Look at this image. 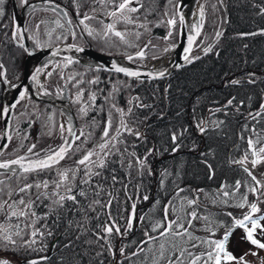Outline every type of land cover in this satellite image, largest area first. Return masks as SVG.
Here are the masks:
<instances>
[{"label": "trees", "instance_id": "obj_1", "mask_svg": "<svg viewBox=\"0 0 264 264\" xmlns=\"http://www.w3.org/2000/svg\"><path fill=\"white\" fill-rule=\"evenodd\" d=\"M226 1L230 19L226 33L218 41L214 50L194 60L191 64L181 67L166 84L163 83L160 87L145 86V92L142 87L136 88L135 85L130 87V93L160 92L161 98L160 100H149L138 94L135 97L138 100L132 101L133 108L138 112L135 113L138 114L135 120H140L141 116L145 118H142L141 125H146L145 133L140 132V137L131 134L123 138L120 137V140H118L119 138L115 140V146L123 145L125 147L123 151L128 155L122 160L115 153L107 157L106 168L102 170V176L108 178L102 184L105 191L99 197L93 196L91 188L85 185L83 189L88 193L87 199L78 196L80 204L84 205L83 212L74 207L70 200L65 202L64 208L54 209L50 199L36 200V197H31L36 206L32 211H36V215L41 218L47 214V219H39L38 226L45 235L40 238L39 243L34 245V247L38 246L36 251L20 249V258L45 255L53 245L52 255L41 264H68V259L74 252L85 253L83 264H151V255L155 253L158 256V247L156 251H151V247L157 245L163 238L141 245L144 252H138L136 256L126 255L135 250L137 252L140 241L145 238V232L150 235L157 234L152 231V225L164 219V208L169 201L173 202L176 209L175 212L169 209L170 220L176 219L177 215L186 220L188 213L196 211L198 216L208 217L211 223L217 224V228L231 227L228 215L224 217L223 213L220 212L219 215L214 211L222 207H230V213H233V210L236 213L235 209L243 201V197H247L248 203L254 196V193L249 191V188L254 186L251 178L240 165L233 161L243 158L246 152L249 159L253 158L252 149L248 145L249 139L253 140V147L257 151L261 145H264V113L259 116L255 115L260 112V105L264 104V0ZM249 33L256 34L241 35ZM2 51L0 56L5 54L4 49ZM250 79L255 82L250 83ZM233 80L240 81V83L233 84ZM229 99L233 100L232 105L227 104ZM34 103L36 105L31 109L37 110L42 106L41 103ZM150 103L151 108L139 106V104L148 105ZM200 103L204 110L207 104L224 105L223 109L214 110L211 115V121L215 127L205 132L207 140L203 146L200 135L193 131L192 141L190 133L184 131L183 138L179 143L182 144L181 149L185 151L180 152V149L173 153L170 134L173 131L185 130L186 126L189 127L204 115L203 111L202 113L198 112L195 116L196 109L201 106ZM29 104L30 102L24 101L21 108L25 105L29 106ZM25 112H27L26 109H21L20 116L22 117ZM129 114L131 115V113ZM132 115L134 114L132 113ZM32 119L34 123L31 122ZM190 119L193 121L191 122ZM36 121L37 117L31 118L27 121L28 124L26 122L22 126L25 129V126L31 124L27 129V133H29L27 140L32 137L31 134L35 133L34 130L39 128L37 124L40 125L41 119L39 122ZM131 122L133 123L134 120ZM257 140L259 143H255ZM123 147L114 148L113 152L122 150ZM149 149H154L153 154L147 155ZM200 152L202 153L198 154ZM133 153H135V157L140 158L147 155V166L150 168L151 174L147 169L144 170L143 175L138 173ZM161 156L167 157L156 163L157 158ZM129 162L133 165L131 169L128 167ZM72 164L74 165L73 160L69 165ZM206 164L211 165V169ZM165 172L169 175H165ZM46 174L57 177L56 170L53 169ZM113 174L117 177L115 184L111 180ZM33 175L37 174L30 173L25 177L20 173L12 175L6 180H17V187H22L25 183H35L42 181V177L47 178L43 172L39 173L40 177L37 180H34ZM237 180L241 181L238 191L235 188ZM100 182L99 179H96L92 183ZM179 189H184V191L177 195ZM47 190L52 191L53 189ZM30 191L34 192L35 188ZM224 191H228L230 195L224 197L222 195ZM108 193H111L114 198L110 208L96 206L94 211L87 209V205L95 199L107 203L110 198ZM193 193H196L199 198L198 205L189 206L180 202V197ZM145 195L149 197L147 205L139 213L135 212L136 219L133 221V227L126 233L128 239H123L120 244L117 241L113 244L110 243L111 250H109V241L106 243L104 240H100L99 243H96L94 233L99 230V225H103L105 221L109 220V212L111 218L115 219L117 223H125L131 214L132 204L135 203V210H137L142 204L140 198ZM182 204L183 212L180 211ZM193 206L194 209L191 210ZM85 214L88 217L87 220L84 219ZM140 217H144V219L141 220ZM0 220H3V217ZM77 222L84 223L89 231H77ZM135 223L138 224L135 225ZM205 223L204 219H196L189 230L194 236L204 240L211 239L205 233V227H203ZM25 229V226L22 227V231ZM48 231L52 232L51 236L47 235ZM78 236L79 239H77ZM167 238L170 241L165 242L166 249L175 244L177 247L187 248L194 254L209 250V245L200 243V241H193L198 246L192 248V242H188L187 237L181 239L170 235ZM175 241L177 244L174 243ZM70 242L73 248H66L65 245ZM122 247L124 255L119 251ZM97 253H101V255H97ZM178 254V252L175 253V255ZM167 255H173V253L168 252ZM185 263L188 264L187 258H185ZM161 264H167V260H162ZM200 264H203V261Z\"/></svg>", "mask_w": 264, "mask_h": 264}, {"label": "snow or ice", "instance_id": "obj_2", "mask_svg": "<svg viewBox=\"0 0 264 264\" xmlns=\"http://www.w3.org/2000/svg\"><path fill=\"white\" fill-rule=\"evenodd\" d=\"M107 2H111V0H107ZM136 2V0H122V2L115 5V10L108 13L109 16L116 18L112 23H108L105 25L106 30L103 32V36L107 38L109 34L115 35L116 37H119L121 40H125V33H122L120 31L116 30V22H124V23H134L132 18L128 15H125V12L135 13L139 11L140 7H143V4H140L139 7H131V5ZM101 4H105L106 0H100ZM4 0H0V17L5 15L4 8H3ZM168 4L171 6V16L172 18L167 20V25L172 26V28H175L177 25V17L179 20L180 25L185 24V17L182 13L183 8V0H168ZM28 6V0H20L19 7H26ZM58 7V6H57ZM52 11L55 12L56 8H52ZM95 11V9H93ZM79 16V5H77V13ZM64 15H67L65 12ZM165 15H168V12H165ZM199 22L191 25L190 27L194 29V34H189L187 36V47L184 48V62L185 63H191L193 59H199V57H190V53L192 51L193 43L197 39V37L201 33V29L203 27L204 18H205V9L203 6L200 7L199 12ZM95 17L88 15L85 13L83 15V18L79 19L78 23L79 25H83V30L87 31V34L89 36L93 35L94 29H92L86 21H90L94 19ZM15 19V17H13ZM46 22L41 20L32 27H34L37 31L41 28V25L45 24ZM71 23V21H69ZM57 24L59 27H63V25L59 24V21H57ZM139 27L145 28L147 30L146 24H141ZM29 30L28 27H24L20 24H15L13 32H12V39L17 41L19 43V46L21 48H25L24 43H20L24 40L25 33ZM73 37H75V33H70ZM256 33H249V34H241V35H255ZM173 35L172 31H169L168 37L165 39L171 37ZM216 37H219L222 35L221 32L217 31L215 33ZM48 36H52V32H48ZM137 38H139L140 33H136ZM67 39L66 36H57L56 39ZM32 39L35 41L36 47H45L47 45L42 44L38 36H33ZM127 42V41H125ZM155 47L151 44V41H149L147 44L144 45V48L140 51L136 52L135 57L132 55H128L127 59L129 61H132L136 58L143 59L146 55L145 50L149 47ZM176 45L173 44L172 47H175ZM69 47H76L75 45H71ZM210 46H206L202 49L203 52L207 53L211 51ZM77 51H83V49L77 48ZM169 49L165 48L164 52H168ZM153 59H156V57H153ZM73 63L72 59H68L65 63L64 67H67L68 64ZM38 67L36 68L30 75L28 76L27 73H25V78H30L33 83H35L38 86V89H43L44 94L48 95V90L45 84H41L40 82V76L41 73L44 72V68L46 67ZM111 71H115L117 73H124L128 77H136L139 78L141 76L140 71H134L126 67H120L117 66L115 62L112 63ZM167 69L159 70L158 76L163 77L165 75V72ZM48 77L52 76L51 72L45 73ZM150 78L153 76L152 72H149L147 74ZM61 78L63 79V73H60ZM69 81H74L73 87L77 88V92L75 94V103H81L84 90L83 88L79 87L83 83L82 80L77 79L75 76H69L66 78ZM16 80L19 81V77H16ZM97 80L88 81L89 84L96 83ZM250 83H254V80L249 81ZM0 83L8 85L9 88H16L19 89L23 87L22 91H19V98L16 100L15 103L10 105H4L2 108H0V116H7L12 109H15L16 106L20 103V101L28 98L29 94V88L24 87L22 83H13L12 81L8 80L7 78V72L4 68V65L0 63ZM233 84H238L240 81L233 80ZM59 87V86H58ZM60 91L62 92L63 89L61 88ZM90 100H95V94H92L89 97ZM137 99L138 98H133ZM129 103L131 104L132 101L130 100ZM233 100L229 99L227 101L228 105H232ZM141 107H150L147 105H140ZM113 107H115L113 105ZM117 111L121 112V115L123 116V110L117 109ZM129 113H131L132 109H128ZM216 111H220V109H216ZM79 112L81 114L86 115L87 114V108L86 107H80ZM262 113H264V104L260 105V112H257L255 115L259 116ZM251 115V114H250ZM254 118V117H253ZM49 121V135L52 134L51 129L52 128H58L61 138V143L58 146L55 147H49L47 149H41L40 151H36L37 145L31 144L27 147L26 153L23 156H17L15 159H9L5 160L3 162H0V169L10 171L14 175H19L22 173L25 177L27 174L30 173H42L45 171H51L53 168H56V175L57 179L52 180L51 182L49 180H43L35 183H25L22 187H18L15 190H9L8 196L11 198L13 195V192L15 191L16 194H28L31 189L35 188L37 190L44 189L45 191L39 192L36 195V200H40L41 197L47 198L51 200L52 205L54 206V209L64 208L66 201H72L73 206L80 209L81 212L84 211V205H81L78 196L84 197L87 199L88 193L83 189V187H80V185H88L92 190V195L99 197L101 193L105 191L102 184L104 181H106L108 178L102 176V170L106 168L107 164V156L109 155V152L106 151V149L109 148L110 140H109V129L112 126L111 118H109L107 125L105 126L103 130L102 139L104 142L98 144V148L100 149L99 152L95 151V149L87 150L82 154V157L78 160H76L75 166L71 168H57L56 166L59 165L60 161L64 160L65 157L75 155L78 152L82 151V144L77 143L78 141H81V137H84L83 143H86L88 138L90 137L91 133L88 134V136H85V133L81 130L80 135H76L74 132V128L72 125V117H67V127L65 123H55L53 121V117L50 115L48 117ZM203 121L198 122L195 126L198 129L200 133H204L206 131V128L204 126ZM124 129V131L129 132L137 137L141 136V133L139 131H133V129L129 128L126 123L121 120V125ZM120 127L116 129L117 136L120 135ZM186 131L182 130L180 132L173 131L170 134V140L172 141V147L171 151L173 153L178 152L182 144L179 143L180 140L183 138V132ZM65 133L68 135L66 136ZM116 136L111 137V140H116ZM8 141L12 140V137H6ZM24 139H27V137H24ZM255 143H259V140H257ZM249 148L252 149L251 155L255 157L250 161L251 163V169L246 166V162L248 161V153L246 152L242 159L233 161V163L240 165L243 170L248 174V176L251 178V181L255 186L250 187V192H257L259 191L261 196H264V174H261L260 177L254 173L253 170L256 169L257 165L264 164V147H260L258 151L253 147L254 142L253 140H248ZM7 147V144L0 145V155H3V149ZM20 147L23 148L24 144L21 142ZM154 149H149L147 155L153 154ZM135 158L137 171L140 175H143V172L145 169L149 171V174H151L150 168L147 166V155L144 158L135 157V153L132 154ZM203 155V154H202ZM93 157H96V159H93ZM206 163V161H205ZM18 166L20 173H17V167ZM81 166H83L81 168ZM206 166L211 169V165ZM128 167L131 169L133 167L132 163L129 162ZM83 171L84 175L83 178L80 179L79 185L75 183L77 179V174L80 171ZM165 175H169V173L165 172ZM99 179L101 182L93 184V180ZM111 180L113 184L117 182V177L115 174L111 176ZM0 183H3V181H0ZM163 184V180L161 181ZM258 186V187H257ZM51 187L53 190L52 192L46 191ZM127 187V186H125ZM241 187V181L237 180L235 183V188L238 191ZM184 189H179L177 195H179V192H183ZM4 192L3 188H0V195H2ZM109 199L107 203H102L100 199H95L91 201L87 205L88 210H95L96 206H100L102 208H110L112 204V200L114 199L111 196V193H108ZM224 197H228L230 193L228 191H224L222 193ZM144 200L148 199V196L143 197ZM215 203V201H213ZM227 203V201H225ZM187 204L189 206L195 205V200H187ZM247 204V207L250 209V212L247 214H243L242 218L236 219L233 218V224L230 228H227L223 234V236L219 239H208L204 240L201 237L194 236L193 233L189 230L192 227L193 221L196 219H204L205 220V230L208 232H212V228L209 227L211 224V221L208 217H200L198 216L196 211H192L191 213L187 214V219L184 220L181 216L177 215L176 219L169 220L168 219V213L169 209H171L173 212L176 211L175 207L173 206V202L169 201L168 205L164 208V219L161 221H157L152 225V231L157 232L158 236L150 235L148 232H145V240H142L140 242L141 245H145L148 242H155L158 238H164L167 236H174L179 237L183 239L184 237L188 238V242L191 243L192 248H196L198 245L194 243L193 241H200V243H207L209 245V250L203 253L194 254L190 252L187 248L177 247V245L173 244L171 248H167L165 246V243H160L159 245V255L157 256L155 253L151 255V264H161L162 260H167V264H185V258L188 260V264H200L201 261H203V264H251L250 261L246 259L248 256L252 257H259V251L264 250V241H261L260 239L255 238V232L257 229L264 232V225L260 223V221L264 220V215H261L259 217H256L255 213L259 212V208L256 203H247V197H243V202L237 205V207L245 208ZM23 205L24 209H27V211L24 210H18L19 206ZM35 206V201L32 199H28L27 203L25 202L24 196H21L19 201L13 200L11 203H9L8 200L0 201V211H4L5 208L9 210L6 215L10 217H35V213L32 212V208ZM136 205L135 203L132 204V212L131 215L128 217L126 221V229L125 231H129L132 229L133 226V220L136 219L135 214ZM180 211L183 212V204L181 205ZM228 216H232V213H228ZM109 220L104 223L103 225L98 226V231L94 234L96 235V243H99L100 240H104L106 243H108L109 237L115 232L116 234H121V228L117 221L113 218H111V213H108ZM38 219H47V214L44 217H37L35 219L31 220L30 225L27 227L31 228V231L28 233V238L25 239L22 231H16L15 233L11 232L8 227H4L3 225H0V264H41L42 261H46L48 257L41 256L39 258L34 259H28L26 256L24 258H20L19 250L25 249V250H32L36 251L34 248V245L37 244V237H43L45 235L44 231L41 230V228H37L35 225L37 223ZM84 219L87 220L88 217L85 214ZM141 220L144 219V217H140ZM72 223L71 221L69 222ZM185 223H187L188 227H185ZM249 224L251 227H249ZM240 227L244 230V236L243 239L253 245L258 251H253L252 249H249L247 252H245L243 255L237 257L235 256L231 251L228 250L227 245L229 243L230 237L232 235V231L234 228ZM77 231L81 232H87L89 229L85 227L84 223L77 222ZM48 236L52 235L51 231L47 232ZM214 235V233H213ZM17 237L20 238V241L18 242ZM79 239V236L77 237ZM91 243V242H89ZM66 248H73L72 243L65 245ZM41 251L43 249H40ZM109 250H111V245L109 243ZM120 253H124V248L122 247L119 249ZM138 252L142 253L144 252V248L142 246L138 247L137 252H133L131 255L136 256ZM168 252L173 253V255H167ZM178 252V255H175V253ZM85 253L84 252H74L73 255H71L68 259V264H83V257ZM97 255H101V253H97ZM115 255V253H113ZM13 257H16V259H13ZM127 259V257H126ZM147 259V258H146ZM260 264H264V257H260Z\"/></svg>", "mask_w": 264, "mask_h": 264}, {"label": "flooded vegetation", "instance_id": "obj_3", "mask_svg": "<svg viewBox=\"0 0 264 264\" xmlns=\"http://www.w3.org/2000/svg\"><path fill=\"white\" fill-rule=\"evenodd\" d=\"M214 1L218 2L219 0H184V6L181 11L185 17V24L180 25L177 17V25L175 28H172V26L167 25L166 23L168 19L172 18L171 6L168 4V0H136V2L131 5V7H139L140 4H143V7H140L139 11L135 13L125 12V15L130 16L134 23L129 24L124 22H116V30L125 33V40H121L119 37H116L112 34H109V36L105 38L103 36V32L106 30L105 25L112 23L116 19L109 16L108 13L114 11L115 5L122 2V0H111V2H107L106 0L105 4H101L100 0H28V6L26 7H19L20 0H4L3 8L5 15L0 17V52H3L2 49H4L5 54L0 56V63L4 65L8 80L12 81L13 83H20L24 75V60L27 56V51L25 48H21L17 41L12 39L14 26L17 23L19 24V18L23 19V26L29 28L25 35L27 36L31 46L37 51L59 44L75 45L77 48L83 49V51H78L80 53L76 54L77 57L81 59V61L72 60L73 63L68 64L67 67H64V65L68 59L56 60L46 64L47 66L44 68V72L41 73L40 82L41 84H45L49 94L45 95L44 90L38 89V86L33 83L32 91L28 94V98L20 101V103L14 109L15 129L12 140L4 152H7L12 141L14 140L15 130L21 118V109H26L27 112H30L32 106L36 105L34 102H38L44 104L48 108V111H58L61 116L64 114L66 117H68L65 114L63 108V102L67 99L70 101L74 115L77 119V135H80L81 130L85 133V136H88L89 133H91V135L86 143H83L84 137H81V141H78L77 143L82 144V151L76 153L75 155L65 157V159L59 163V166L61 164L64 166H69L71 160L74 161L76 158L77 160L80 159L82 154L87 150L95 149V151H97L99 140L98 132H100L101 126L104 124V130L109 118H111L112 126L109 131L112 129L115 130L117 128L115 125L117 124V122H115V118L118 113L117 109L121 107L115 108L113 107V105L115 106L113 103L112 107L108 108V110L103 112V114H101L96 108H92V106L96 104L98 97L96 92L97 84H100L101 82L104 83L106 80H110L111 83H113L123 78L127 82L131 81V84H134L136 88L142 87L144 92L145 86L160 87L163 83L166 84L169 78L173 76L181 67L187 66L196 60L193 59L191 63H185L183 61V65L179 69L165 78L157 76L158 71L162 69L164 65L169 64L172 61L174 53L177 50L180 42L182 27H185L188 35L194 34V29H192L190 26L199 22L198 12L201 6H203L205 9L204 23L201 33L194 41L192 51L189 55L193 58H200L206 54L202 51V49L210 45V39L213 37V32L210 31V28H214L213 24L215 25V23L212 21V8H218L220 6V4L214 3V6L212 7ZM77 5H79V16L76 14ZM54 7L56 8L55 12L52 11V8ZM93 9H95V11H93ZM166 11L168 12V15H165ZM65 12L67 15H64ZM85 13L95 17L90 21H86V23L92 29H94L93 35L91 36L87 34V31L83 30V25H79L78 23L79 19L83 18ZM217 13L215 18H218L220 15V12L219 14ZM13 17H15V19H13ZM41 20L45 21L46 23L41 25V28L37 31L34 27H32V25ZM57 21H59V24L63 25V27H59ZM69 21H71V23H69ZM220 22L221 20L217 21V23ZM141 24H146L147 30H145L143 27H139ZM169 31H172L173 35L165 39L168 37ZM48 32H52L51 37L48 36ZM72 32L75 33V37L70 34ZM137 32L140 33L139 38L136 36ZM33 36H38L41 43L47 46L36 47L35 41L32 39ZM57 36H66L67 39L61 38L58 40L56 39ZM149 41H151V44L155 47L150 46L149 48L144 49L146 55L142 60L136 58L132 61H129L127 59L128 55L135 57L136 52L143 49L144 45ZM20 43H22V41ZM173 44L176 46L172 47ZM165 48H168L169 51L164 52ZM90 52L123 58L126 68L131 70H134L132 67L137 68L142 74L145 75L146 78L128 77L124 73H117L115 71L106 70L98 66L87 65L83 63L82 60L90 61L84 55L85 53ZM153 57H156V59H153ZM47 72H51L52 76L48 77L45 74ZM61 72L63 73V79L60 76ZM149 72H152V77H154V79L149 78L147 75ZM69 76H75L77 79L83 81V83L79 85V87L83 88L84 90L81 103L74 102L77 88L73 87L74 81H69L66 79ZM16 77H19V81L16 80ZM92 80H97V82L89 84L88 81ZM7 88L8 85L0 83V108L4 106ZM61 88L63 89L62 92L60 91ZM15 89L16 88H10L9 90H13L14 92ZM92 94H95L94 101L89 99ZM138 94L141 97L148 98L149 100H160L161 98L160 92H150L143 94L136 92L133 95L138 96ZM124 95L129 100L130 92L129 94L124 93ZM35 96L42 99H51L54 103L52 104L38 100ZM24 101H28L30 104L29 106L25 105L23 108H21V105ZM131 101H133V99ZM123 102H125V100H123ZM82 106L87 108L86 115L79 112V108ZM147 106H150L148 108L152 107L151 103ZM42 108L43 106H40V109ZM42 111L43 109L39 111L36 122L40 121L39 116L43 114ZM106 113L109 116H106ZM0 120L2 132L3 116H0ZM29 125L31 124L29 123ZM28 126L25 127L27 128ZM34 131L36 132V130ZM65 135L67 136L68 134L66 133ZM32 136L31 143L26 147L30 146L31 144H36V151H38L39 148L46 149L47 141L45 139L36 135ZM29 142L30 139L23 144L25 145ZM25 153L26 151L18 155L4 153L0 159L14 158L25 155ZM93 159H96V157H93ZM82 167L83 166H81V168ZM83 174L84 173L81 170L78 173L79 178H81ZM5 176L7 175L0 177ZM79 182L80 181L77 183L78 185ZM81 186L84 187L85 185H80V187ZM148 199L144 200L143 198H140L142 204L139 205L135 212L139 213L140 210L147 205ZM136 224L138 223H135V225Z\"/></svg>", "mask_w": 264, "mask_h": 264}, {"label": "rangeland", "instance_id": "obj_4", "mask_svg": "<svg viewBox=\"0 0 264 264\" xmlns=\"http://www.w3.org/2000/svg\"><path fill=\"white\" fill-rule=\"evenodd\" d=\"M211 1H213V0H211ZM214 3L220 4V6L218 8L217 7L214 8L213 7ZM225 5L228 8V4H227L226 0H219L218 2L214 1L213 5H212V7H213L212 8L213 17L212 16L211 17H212L213 23H215V25L213 24L214 28H210V31L213 32V37L210 39V43H209L210 44L209 46L211 47L212 50L215 49L216 43H218V41L221 39V37L226 33V30H227V27H228V25H227L224 33L221 36L216 37L215 33L217 32V30H219V32H221L223 30L224 25H225V20H226ZM215 12L216 13L218 12L217 14H219V12H220V15H219L218 18H215L216 17V13ZM228 15H229V19H230L229 8H228ZM219 20H221V22L217 23V21H219ZM228 23H229V21H228ZM182 30H183V27H182ZM216 39H218L217 42H215ZM209 52H207V53H209ZM20 56H21V53H20ZM24 62H25V60H24ZM103 69H105V68H103ZM106 70H110V69H106ZM129 82H127L125 79L122 78L121 80L119 79V81H115L113 83H111L110 80H106L104 83L101 82L100 84H97L96 92H97V96L98 97H97V100H96V104L93 105L92 108H96L97 110L100 111L101 114H103V112H106V110H108V108L112 107L113 103L115 104V108H119L121 106L119 109H123L124 113H123V116H122L121 112L118 111V113L116 115L115 122H117V124H115V125L117 126V128L120 127L121 120L123 119V121L126 123V125L129 128L133 129V131H139V132H144L145 133L146 125L145 126H141L142 125V118H144V117L141 116L140 120H135L138 117V114H135L137 111H136V109L133 108V103H131V104L129 103V101L132 100L133 98H135L136 96H134L133 93H130V98L131 99L129 98V100H128L127 97L124 95V93L129 94V91L131 89L130 87L134 86V84H131V81H129ZM123 100H125V102H123ZM73 104H74V102H73ZM200 105L201 106L200 107L198 106V108L196 109L195 116L198 114V112L202 113L204 111L205 112L204 115H203L204 117L203 116L200 117V119H197L189 127L186 126L185 129H186L187 133H190V137H191L192 141H193V134L192 133L196 132L198 135H200L201 138H202V142H203L202 146H203V144L206 143V140H207V138H206L207 136H205V132L208 129H213L215 127L212 124V121H211V115H212L213 111L216 110V109H220V108L223 109L222 106L224 107V105L223 104H219V105L207 104L205 106V110L202 107V103H200ZM42 106H43V108H42L43 109V111H42L43 114L41 116H39V118L41 119L40 125L37 124V126H39V128H38V130H36V132L34 134H31V135L40 136L41 138L45 139L47 141V146H48V147L46 146V149H47L49 147L58 146L61 143V138H60V133H59L58 128H52L51 129L52 134L51 135L48 134L49 130H50L49 129L48 117L51 115L53 117V121L55 123H65L66 127H67V117L64 114L61 116V114L58 111H55V112L48 111V108L44 104H42ZM129 108L132 109L131 115L129 114V111H128ZM42 109L38 108L36 110L35 108H33V109H30V112H25L23 114V116L20 118V120H19V122L17 124L16 130H15V134H14V140L12 141V143H11L10 147L8 148L7 152H4V153L10 154V155H18V154L24 153L26 151V149H27L26 146L31 143L33 136L30 137V142L28 144L26 143L24 145V147L21 148L20 147L21 142L25 143V142L29 141L27 139H24V137H27L29 135V133H27V129L30 128V125L27 128H25V129H23L22 126H24V123H26L31 118L37 117L39 111L42 110ZM193 109H194V107H193ZM193 109L191 108L192 112L194 113ZM132 113L134 115H132ZM106 116H109V115L107 114ZM129 118L131 119V121L134 120V122L132 123ZM190 120H191V122L193 121L192 119H190ZM201 121L205 122L204 126L206 128V131L204 133H200L198 131V129L196 128V126H195L198 122H201ZM31 122L34 123L33 119H32ZM129 122H131V123H129ZM26 124H28V122ZM103 125L101 126L100 132L98 133L99 134L98 144L103 142V139H102ZM116 129L115 130L112 129L111 131H109L110 144H109V148L106 149V151L109 152V155L107 157H109L113 153H115L116 156L120 157L121 160H122L126 155H128V154L124 153V151H123L125 149V147H123V145H121V144H117L115 146V140H111V137H113V135H115L117 138H119L118 140H120L121 138H123L126 135H131V133L124 131V129L122 127H120V135L117 136ZM0 133H1V120H0ZM200 146H199V148H200ZM121 147H123L122 150H118L116 152H113L114 148L115 149H120ZM260 147H264V145H261ZM41 149H45V148H39L38 151H40ZM99 151H100V149L97 147V152H99ZM184 151H185L184 149L180 150V152H184ZM201 153L202 152H200L198 154H201ZM1 157H2V155L0 156V158ZM3 157H5V156H3ZM165 157H167V156H161V157L157 158L156 162H158V160L164 159ZM252 159H254V157L250 158V159L248 158V161L246 162V166L249 167L250 169H251L250 161ZM0 160H4V159H0ZM76 160H77V158L74 160V162ZM74 166H75V163H74V165L72 164L71 166L70 165L69 166H64L63 164H61L60 166L57 165L56 167L60 168V169H63V168H71V167H74ZM53 170H56V168H53ZM253 171L259 178L261 174H264V164L257 165L256 169L253 170ZM47 172L48 171H45V174L43 172V175H45L47 178H43L42 177L41 179L49 180L50 182L52 180L57 179L56 176H52V175L46 174ZM0 174H1L0 176L7 175L5 177H0V181H2V179H3V183H0V188L4 189L3 194L0 195V201L8 200L9 203H11L13 200L19 201L21 196H24L25 202L27 203L28 199H31V197H36V194L38 193V191L39 192L45 191L44 189H40V190L35 189L34 192L30 191L28 194H18V195L14 191L13 195L10 198L7 193H8V191L10 189L11 190H15V189L18 188L17 187L18 181L17 180H13V181L6 180V178H9L12 175H14L12 172H2V173L0 172ZM83 175H82L81 178H83ZM33 176H34V180L35 179L37 180V178L40 177L39 174L33 175ZM30 177H32V176H30ZM81 178H79V176L77 174V179H76L75 183L77 184L78 181H80ZM37 182H39V181H37ZM49 189H51V187H49ZM46 191L52 192L50 190H46ZM194 191H195V189H194ZM33 195H35V196H33ZM196 195H197L196 193H193V194H190V195H183L182 197L185 199L184 204H187V200H195L196 202L199 201V198ZM253 195H254L253 198L248 202V204L256 203L258 208L260 209L258 213H255L253 215H255L256 217L264 215V196H261L259 191L255 192ZM41 198H44V197H41ZM45 199H47V198H45ZM241 202H243V201H241ZM198 204H199V202L196 203V205H198ZM33 208H36V206H34ZM229 208L230 207H227V208L222 207L220 209H216L214 211V213L215 214L218 213L220 215V212H221V213H223L222 216L226 217V215L228 213H230L231 209H229ZM235 208H237V207H235ZM193 209H194V206L192 207L191 210H193ZM18 210L27 211V209H24L23 205H20ZM235 210H236V213L233 210L232 211L233 212L232 216L231 217L229 216V219H228L229 220L228 222H230L229 223L230 226H232V224H233V218L240 219V218H242L243 214H247V213L250 212V209L247 207V205H246L245 208L238 207ZM8 212H9V210L7 208H5L4 211H0V218L3 217V220H0V225H3L4 227H8L9 230L11 232H13V233H15L18 230L22 231V227L25 226L26 229L22 231V234H23L24 238L27 239L28 237H26V236H28V233L31 231V228L27 227V226L30 225L32 219H35V218L39 217V215H36V211H32V212L35 213V217H31V216H28V217H20V216H18V217H10V216L6 215V213H8ZM126 221H127V219L125 220V223H118L120 228H121V234H116V233L113 232V234L109 237V240H108L109 243L113 244V243H115L117 241L120 244L123 239H125V240L128 239V234L126 235V233L128 231H125V229H126ZM39 222H40V220L38 219L37 223L35 225L37 228H38V226L40 224ZM218 222H222V221H218ZM105 223H106V221H105ZM260 223L262 225H264V220L260 221ZM186 226H187V224L185 223V227ZM203 227H205V224H203ZM209 227L212 228V232L210 233V232L205 230V233L211 239H219V238H221L223 236L225 230L227 229V227H218L217 228V224H215L213 222L209 225ZM249 227H251L250 224H249ZM216 230H217V232H216ZM213 231L216 232V233H214ZM213 233H214V235H213ZM243 236H244V230L242 228H240V227L234 228V230L232 231V235L230 237L229 243L227 245L228 250L231 251L237 257L243 255L249 249H252L253 251H258V249H256L253 245H251L250 243L245 241L243 239ZM167 237H169V236H167ZM167 237H164L162 240H160L157 243V245L152 246L151 247V251L152 250L156 251L157 247H158V250H159L160 243L169 242L170 239L167 238ZM40 238L41 237H37V241H38L37 243H39ZM255 238L260 239L261 241H264V232H262L259 229H257V231L255 232ZM17 240L20 241V238L17 237ZM53 243H55V242H53ZM174 243L177 244V241H175ZM36 247H38V246H35L34 248L37 249ZM52 249H53V247H51L50 250H49V252L51 251L50 255H52V253H53ZM132 253H130L129 255H126V256H132L131 255ZM123 255H121V256H123ZM158 255H159V252H158ZM126 256H124V257H126ZM260 257H264V250H260L259 251V257L248 256V257H246V259L248 261H250L251 264H260ZM13 259H16V257H13Z\"/></svg>", "mask_w": 264, "mask_h": 264}, {"label": "water", "instance_id": "obj_5", "mask_svg": "<svg viewBox=\"0 0 264 264\" xmlns=\"http://www.w3.org/2000/svg\"><path fill=\"white\" fill-rule=\"evenodd\" d=\"M183 2H184V0H183ZM225 11H226V20H225V25L223 27V30L221 31L222 34L224 33V31L228 25V21H229L228 8L226 5H225ZM19 24L23 26V19L22 18H19ZM185 30H186L185 27H183V30H182L181 36H180V42H179V45L177 47V50L174 53V57H173L172 61L169 64L164 65L162 67V69H160V70L167 69V71L165 72V75L162 78L169 76L171 73H173L174 71H176L179 67H181L183 65L182 64L184 61V59H183L184 51L183 50L185 47H187V36H188V33ZM217 41H218V39H216L215 42H217ZM22 43L25 44V47L27 49L26 50L27 56H26L25 62H24V75H23V78L20 81V83H22L24 87L29 88V93H31V91H32L33 82L31 81L30 78H28V79L25 78V73H27L28 76L30 77L31 73L36 68L42 67V66L46 65L47 63H50V62L56 61V60L69 59L70 58L72 60L81 61V59L79 57H77V55H76L77 53H80L77 51V47H69L71 45L59 44V45H55V46H49V47H46L44 49L37 51L31 46L26 35L24 36V40L22 41ZM84 55L87 57L88 60H90V61L82 60V62L87 64V65L98 66L100 68L110 69L112 63L115 62L117 64V66L126 67L125 61L123 58L113 57V56H109V55H105V54H101V53H96V52L85 53ZM132 68L135 71H140L137 68H134V67H132ZM157 76H158V74H157ZM139 78H146V77L144 74L141 73V76ZM150 79H154V77H151ZM9 89L10 88L8 87L6 90V93H5L4 105H10V104L15 103L16 100L19 98V91H22L23 87H21L19 89H15L14 92H13V90L10 91ZM12 92H13V94H12ZM36 99L41 100V101H45L48 103H52V104L54 103L53 100H51V99H45V98L42 99L39 97H36ZM63 104H64L63 108L65 111V114L67 116L72 117L71 122H72V125L74 128V132L77 135V119L74 115L72 105H71L70 101H68V99L65 100L63 102ZM14 129H15V114H14V109H12L11 112L7 116H3L2 132L0 135V145L7 144V147H8L10 141H8L6 139V137H9V136L12 137L13 133H14ZM7 147L5 149H3V153L7 149ZM21 156H23V155H21ZM15 158H17V157L9 158V159H15ZM9 159L0 160V162H3L5 160H9ZM14 167H17V173H20L18 166H14ZM0 172H10V171L0 169ZM168 219L170 220L169 215H168ZM153 236H158V233L154 234ZM145 239H146V237L142 240H145ZM140 246H141V244L139 243L138 247H140ZM134 252H136V250ZM50 254H51V251L45 255H42V256L49 257ZM39 257H41V256H35L32 258H28V259H34V258H39Z\"/></svg>", "mask_w": 264, "mask_h": 264}, {"label": "bare ground", "instance_id": "obj_6", "mask_svg": "<svg viewBox=\"0 0 264 264\" xmlns=\"http://www.w3.org/2000/svg\"><path fill=\"white\" fill-rule=\"evenodd\" d=\"M180 202L184 203L185 202V199L183 197H180Z\"/></svg>", "mask_w": 264, "mask_h": 264}]
</instances>
